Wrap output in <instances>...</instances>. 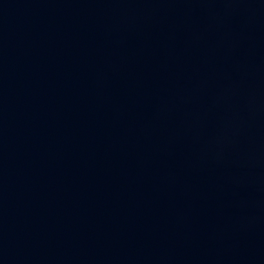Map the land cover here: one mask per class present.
<instances>
[{
  "label": "water",
  "instance_id": "1",
  "mask_svg": "<svg viewBox=\"0 0 264 264\" xmlns=\"http://www.w3.org/2000/svg\"><path fill=\"white\" fill-rule=\"evenodd\" d=\"M0 264H264V0H0Z\"/></svg>",
  "mask_w": 264,
  "mask_h": 264
}]
</instances>
